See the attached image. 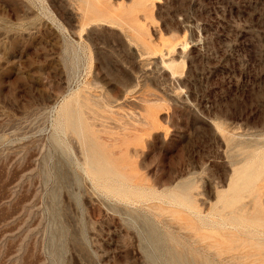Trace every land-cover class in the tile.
<instances>
[{"label":"rangeland","instance_id":"1","mask_svg":"<svg viewBox=\"0 0 264 264\" xmlns=\"http://www.w3.org/2000/svg\"><path fill=\"white\" fill-rule=\"evenodd\" d=\"M220 219L264 250V0H0V264H232Z\"/></svg>","mask_w":264,"mask_h":264},{"label":"bare ground","instance_id":"2","mask_svg":"<svg viewBox=\"0 0 264 264\" xmlns=\"http://www.w3.org/2000/svg\"><path fill=\"white\" fill-rule=\"evenodd\" d=\"M75 125H76V122H75ZM70 129H72V128H70ZM87 157H88V155H87ZM92 157H91V159H87V158L86 159H87V162H88V167H90L91 169H95L94 168V164L92 162V160H93ZM122 168H124V167H122ZM115 176L121 178L120 180L115 178V181L118 182L119 187L122 188V190H127L130 187L128 185V182H129V179H130L129 176L122 175L121 173H118L116 171H115ZM256 193H254L253 196H252L253 200H255V199L257 200V195L259 194V192H258L257 195H256ZM259 196H260V194H259ZM252 198L249 201H247L248 202V205L251 204V205H249L250 207H247L246 208L247 209V212L251 211L249 209H252V207H253V204L254 203L252 201ZM256 200H255V204L257 202ZM258 200H260L259 197H258ZM247 202L241 203V204L237 205L235 208L230 209V211H228L226 213L227 214H242L243 211H244V209H245L244 207L247 205ZM255 204H254V207H256V208L253 211H255L257 209V206H255ZM258 206H260V204ZM261 210H262V208H261ZM257 212H260V211L258 210ZM244 213H246V211H244ZM204 224H206L205 221H204ZM209 224H211L213 226V228L217 227V235H213V234L207 233L206 231H204L203 227L201 225H198L197 223H194L192 225H188L187 226L192 231L191 232V235H189V236L193 240V243L195 245V250L196 251L202 250V251H204V252L212 255L213 257L221 258L223 261H226V262H229V263H232V264L238 263L241 260V258H244V259H248V258H252V257H259L260 258V256H262V257L264 256V250L263 249L260 250V251H257V252L256 251L255 252L250 251L248 253H243V254L240 253V252L238 253L236 251V250H238L239 248H242V247L252 246V243L249 241V239L248 240L247 239L246 240H243L242 237H241L242 239L239 237V235H238V233H239L238 232L239 231L238 230L239 229L238 228V225H233L232 226L233 227L232 229H227V227H226L227 221L225 219H220L216 223L213 222V223H209ZM177 226H178V224H177ZM178 229H180V228H178ZM254 247H256V246L254 245ZM256 249H257V247H256ZM181 258H183V257L181 256ZM244 259H242V260H244ZM252 259H254V258H252ZM184 264H186V262ZM194 264H201V261L199 262V260H196ZM205 264H206V261H205Z\"/></svg>","mask_w":264,"mask_h":264}]
</instances>
